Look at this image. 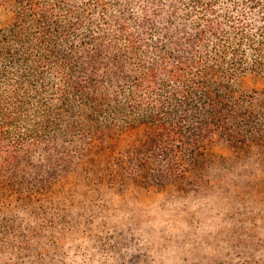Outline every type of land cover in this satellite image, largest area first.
<instances>
[{
  "label": "trees",
  "instance_id": "trees-1",
  "mask_svg": "<svg viewBox=\"0 0 264 264\" xmlns=\"http://www.w3.org/2000/svg\"><path fill=\"white\" fill-rule=\"evenodd\" d=\"M0 11L1 203L52 194L127 132L105 169L119 192L201 183L217 144L264 160V87L245 88L264 83V0H0Z\"/></svg>",
  "mask_w": 264,
  "mask_h": 264
},
{
  "label": "rangeland",
  "instance_id": "rangeland-1",
  "mask_svg": "<svg viewBox=\"0 0 264 264\" xmlns=\"http://www.w3.org/2000/svg\"><path fill=\"white\" fill-rule=\"evenodd\" d=\"M8 23L0 11V28ZM263 87L245 81L246 89ZM135 138L127 132L95 148L52 194L0 200V264H216L264 257L258 148H208L204 179L191 187L119 192L108 185L105 169Z\"/></svg>",
  "mask_w": 264,
  "mask_h": 264
}]
</instances>
